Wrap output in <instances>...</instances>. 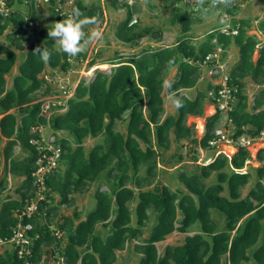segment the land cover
Returning a JSON list of instances; mask_svg holds the SVG:
<instances>
[{
  "label": "trees",
  "instance_id": "obj_1",
  "mask_svg": "<svg viewBox=\"0 0 264 264\" xmlns=\"http://www.w3.org/2000/svg\"><path fill=\"white\" fill-rule=\"evenodd\" d=\"M35 1L5 0L10 13L0 15V36L9 31L6 33L9 45L0 44V145L4 143L0 148V163L3 161L5 172L21 179L16 189L18 198L7 197L0 205V238L10 237L11 229L17 224L16 211L35 197L37 188L31 174L43 152L38 149L43 145L39 129L48 127L54 135L64 131L67 136L55 138L52 143L61 148V153L56 168L44 177L43 198L37 202L39 213L22 220L23 224H32L27 232L31 240L30 246L26 245L29 254L18 259L16 250L7 248L0 254V264H55L60 258L63 264H115L116 252L124 250L131 240H139L133 246L134 252L140 254L136 264H247L251 260L254 264H264V238L251 257L247 253L257 244L263 228L264 184L261 180L264 166L255 169V183L243 196L242 188L252 179L249 171L242 172L250 159L246 148L237 147L230 158L219 154L205 165L197 164L194 154L191 167L183 166L177 175L185 191H170L167 186L154 185L157 159L169 149L170 134L175 142H185L184 147L190 144L208 149L214 130L222 126L219 113L207 117L204 133L197 141L194 125L186 123L189 116L203 114L204 103L212 101L209 92L217 91L220 86L208 83L192 99L182 93L197 86L201 63L218 47L222 50L221 58L232 43L239 55L228 74V85L232 88L231 126H224L230 130V138L234 141L242 137L255 139L264 132V87L257 91L251 106L244 92L247 78L258 85L264 84V17L257 24L262 40L248 34L251 20L239 19L229 27L237 31L235 35L210 31L204 41L194 44L189 34L193 18L174 7L175 0H164L171 6L170 25L180 27L171 46H143L136 55H117L105 61L103 64L110 65L109 72L97 71L90 82L80 80L65 104L59 101L57 105L54 101H36V94L41 90L45 97L54 94L44 79V71L48 67L67 73L72 68L71 55L57 48L49 49L52 56L48 62H42L35 55L34 51L42 47L44 41L53 44L48 37L53 24L40 30L32 27L38 20ZM96 1L87 5L83 0H75L70 12L78 8L82 18L94 23L96 15L102 12L99 0ZM110 1L112 7L118 5ZM23 2L27 4L26 13L17 8L12 10ZM46 5L52 7L53 23L67 17L56 9L54 0ZM120 9L126 13L114 31L118 41L136 47L141 39H152L153 28L129 25L133 7L120 5ZM227 12L232 13L230 9ZM158 34V38L153 39L156 42L162 38L161 32ZM84 59L85 53L81 52L74 62ZM14 65L17 74L7 89L5 76ZM170 68H176L169 81L172 89L167 85L164 89ZM164 91L184 101L176 116L164 117ZM45 103L47 110L61 107L64 111L46 118ZM125 118V128L121 131L116 127ZM87 138L99 140L85 149L83 144ZM17 148L27 154L15 157ZM263 153L264 149L257 152V161H263ZM182 158L176 157L177 162ZM102 176L108 189L94 191V209L84 218L75 212L54 225L58 207L70 205L74 193L87 191L90 184ZM212 176L215 181L207 183ZM6 185L3 176L0 197ZM55 196L59 197L57 202H54ZM132 202H136L135 225H131ZM211 210L224 216L221 228ZM149 213L156 223L149 235L142 237ZM196 223L200 225V233L187 235L181 244L167 245L158 253L157 243L173 232L187 233ZM52 226L60 232L59 237L52 233Z\"/></svg>",
  "mask_w": 264,
  "mask_h": 264
},
{
  "label": "rangeland",
  "instance_id": "obj_2",
  "mask_svg": "<svg viewBox=\"0 0 264 264\" xmlns=\"http://www.w3.org/2000/svg\"><path fill=\"white\" fill-rule=\"evenodd\" d=\"M2 3L5 4V0H0ZM75 0H70V2H65L60 5L61 8L69 10ZM87 5L91 2H95L96 0H83ZM97 2V1H96ZM36 10H37V18L38 20L36 23L32 25L36 30L45 29L53 24V19L51 17V10L52 7L42 3L40 0H36ZM72 3V4H71ZM176 6L178 9H181L188 13L194 20L193 24H191L189 34L193 37V43H200L206 39L207 34L210 31L221 30L224 27H231L235 21L239 19H249L252 21L251 28L248 30L249 35L256 36L259 40L263 39L261 33L257 30L258 22L264 17V0H224L223 2H219V0H176ZM58 9V5L55 6ZM17 8L23 13L27 12V4L23 2L22 4H17L16 6L12 7V10ZM104 9L101 13L97 14L95 17L94 23H89L84 26V30L86 33H90L93 30L99 31L102 35L101 38L96 40H85V48L82 53H85V59L81 62H74L75 57L70 56V63L72 68L67 73H61L57 70H51L46 67L44 71V79L46 80L47 84L49 85L51 91L54 94L51 96L45 97L43 91H39L37 95L36 101H54L57 105L60 103L65 104L68 97L73 95V90L76 87L77 83L80 80H84L85 82H90L97 71H104L109 72L110 65H106L105 68H100V65H103L105 61H109L112 58H115L117 55L119 56H130L136 55L139 50L143 46H149L151 48L156 47H163L171 44L174 42L178 35H179V26H171L170 25V18H171V6L168 2L164 0H140L136 2L133 6V17L132 20L135 19L136 26L138 28L142 27H151L154 29V32H161L162 42L154 41L158 38L159 34L152 39H148L146 37L141 39L136 47H133L132 44H123L118 41L114 36V31L116 26L120 23V21L125 17V10L120 9V5H116V7L111 6V1L106 0L104 3ZM231 10V14L227 12V10ZM227 20V21H226ZM6 31L2 36H0V44L4 43L5 45H9ZM260 37V38H259ZM154 39V40H153ZM172 41V42H171ZM43 46L49 47V49L57 48L59 49V45L53 41V44H49L48 41L43 42ZM18 54V60H21V56L19 57V51L16 52ZM238 49L232 43L229 45L227 50L224 51V57H220L219 63L223 67L222 70L219 68H208L202 67L201 68V75L198 81L197 86L194 89L184 90V93L187 97L191 99L194 98L196 92L198 90H204L207 87L208 83L215 85L220 80L221 73L229 74L232 66L236 63L238 59ZM257 56V51L254 53V57ZM94 62V65L89 66V62ZM212 69V70H211ZM217 71V73L215 72ZM176 73V68H170L168 78L165 81H171L173 76ZM211 73V74H210ZM17 74L16 65H14L11 69V72L5 76L6 78V87L9 89L11 87L12 79ZM246 85L244 92L248 97V104L249 106L252 105L253 97L257 93V91L264 87L263 85H258L249 78L246 80ZM164 89L166 84L164 82ZM176 97L174 93H167L163 92L164 98V117L167 115H177V109L173 106L171 102V98ZM203 114L198 117L189 116L187 118L186 123L188 125H194V136L196 137L197 141L203 135V124L202 118L205 116H209L212 112V108H210V103L207 101L204 103L203 107ZM45 109V108H44ZM14 111V110H12ZM45 111V110H44ZM64 111V108L61 109L55 108L52 110H46L45 117L48 118L52 114H59ZM125 121L119 122L117 124V129L123 131L125 128ZM196 126V128H195ZM228 130V129H227ZM41 136L44 138L46 143H51L54 141L55 138H62L66 137L67 134L64 131L57 132L55 135L51 133L48 127H43L39 129ZM228 130V136L231 134ZM171 136V145L169 149L165 150L160 154L159 159H157V170L156 176L154 178V185L159 186H167L170 191H177V190H184L182 184L178 181L177 175L179 171L185 167H191L189 165L191 163V157L195 154L197 159V164L201 165L204 161H210L212 157H214V150L202 148L200 145H190L187 144L185 146L184 143L175 142L173 140V135ZM248 138V137H247ZM99 138L96 139H89L87 138L84 142L85 149H88L97 142ZM3 142L0 145V148L3 146ZM224 151L231 156L232 153L236 149H232L231 145H225L222 147ZM193 149V150H192ZM248 153L250 154V159L246 162V167L243 168L245 171H249L253 179L255 177V169L261 167L264 162H259L256 159V153L260 149H264V134L258 138H256L252 145L246 148ZM26 152L17 148L15 150V157L21 158L23 154ZM27 154V153H26ZM234 154V153H233ZM182 156V160L177 162L176 157ZM264 158V153H263ZM169 161L167 164L163 165V162ZM143 170H141V173ZM5 176L7 185L4 188V191L0 197V205L4 199L7 197L18 198L16 193L17 187L21 184V179L17 176H12L8 174L7 171L4 170L3 161L0 163V178ZM251 179V183L246 185L242 188L241 193L245 194L248 191L254 181ZM215 181V176H212L207 183H213ZM264 182V179H262ZM151 187V186H150ZM100 188L103 191H107L108 187L105 182V178L102 176L97 182L91 183L87 191H83L80 193H74L72 202L68 206H59L56 212V216L53 219L54 225L59 224L62 222V219L66 216L71 217L75 212H78L81 218H84V215L88 211H92L95 206L94 198L92 197L94 191ZM223 195H227L224 192ZM59 199L58 196L54 197V202H57ZM136 202H132L130 204L131 208V225H135V214L133 208ZM55 205L54 203L52 204ZM211 215L214 221L217 223L218 227L221 228L224 222V216L222 217L219 213L211 210ZM181 216L178 213V219ZM153 222L152 213H149V220L146 222V225L143 229V236L147 237L150 233L152 226L156 223V219ZM262 232L258 239V242L255 246L251 247L248 250V255L251 257L255 248L259 246L264 238V221H262ZM100 228V227H99ZM196 233H200V225L199 223L194 224L192 227L189 228L187 233H180V232H173L169 236L165 238L164 241L159 242L156 244V248L158 253H161L165 246L167 245H178L181 244L184 240L185 236L194 235ZM139 240H131L129 243L126 244V247L122 251H117V260L115 264H136L138 257L140 256L139 253H135L133 246L135 243H138ZM9 246V245H7ZM5 248V246H4ZM254 264L253 260H251L248 264ZM246 264V263H244Z\"/></svg>",
  "mask_w": 264,
  "mask_h": 264
},
{
  "label": "built area",
  "instance_id": "obj_3",
  "mask_svg": "<svg viewBox=\"0 0 264 264\" xmlns=\"http://www.w3.org/2000/svg\"><path fill=\"white\" fill-rule=\"evenodd\" d=\"M42 3L46 4L49 3L51 0H40ZM106 0H99L100 6L102 8V11L104 9V3ZM116 1L119 5H125L130 7H133L134 4L137 1L140 0H112ZM176 1V0H175ZM224 0H219V2H223ZM55 4H57L59 7L57 10H62L61 15L67 14V16L70 13V9L66 10L60 7L61 4L65 2H70V0H54ZM72 4V3H71ZM176 6V4H174ZM10 13V9L5 6L4 3L0 1V15L2 16H7ZM136 20L133 19L130 22V26L133 24H136ZM221 33L224 34H231L235 35L237 31L235 29L231 30L229 29V26L224 27L223 29L219 30ZM212 42H216L215 39L212 40ZM221 48L218 47L216 51L204 59V61L201 63L202 67H208V68H219L222 70V66L219 63L220 57L221 56ZM213 61L211 64L210 62ZM212 70V69H211ZM217 73V71H215ZM211 74V73H210ZM220 80L217 82L214 86H220L217 91L211 90L209 92V98L212 100L210 101V105L212 106V111L214 113H219L221 116V123L222 126H218L214 130V138L208 142V149L214 150V157H216L219 154L225 155L227 158H230L224 149L222 148L225 145H231L232 149H236L237 147H244L248 148L249 146L252 145L253 141L256 139H251L247 137H242L237 141H234L233 139L228 136L227 128H225V124L228 125V127L231 126V120L229 118L230 112L232 111V107L230 105V101L232 100V88L228 85L229 81V76L226 73H221L220 75ZM44 110H47L48 104H44ZM204 127V125H203ZM196 128V126H195ZM230 132V131H229ZM204 133V129H203ZM263 133H261L258 137L262 136ZM257 137V138H258ZM41 141L43 142V145H39L38 149L43 151L40 153V157L38 158L36 164L37 168L34 172H32L31 177L33 179V184L35 185L36 189V194L35 197L27 201L20 210L16 211V218H17V224L15 227L11 229V234L10 237L8 238H0V254L4 252L5 249L11 248L16 250V256L18 259H22L26 254H29V248L27 249V246H30L31 240L28 239L27 237V232L32 229V224L27 223L23 224L22 220L23 219H30L36 214L39 213L37 202L43 198V192L45 190L44 186V177L46 174L50 173L52 170H54L57 166V160L60 156L61 153V148L59 146H53V141L51 143H46L44 138L42 137ZM32 144H36V141H31ZM50 151V155H47L44 151ZM235 150V151H236ZM211 160V159H210ZM209 160L206 162L204 161L202 164L207 163ZM43 216H45V212L43 213ZM52 229V233L56 236L59 237L61 234L59 231H56L53 226L50 228ZM9 245V246H7ZM5 246V248H4ZM55 264H63V260L60 258L55 262Z\"/></svg>",
  "mask_w": 264,
  "mask_h": 264
},
{
  "label": "clouds",
  "instance_id": "obj_4",
  "mask_svg": "<svg viewBox=\"0 0 264 264\" xmlns=\"http://www.w3.org/2000/svg\"><path fill=\"white\" fill-rule=\"evenodd\" d=\"M90 22L88 18H82L78 8H73L66 18L53 23V27L48 30V37L59 45L60 52L75 57L84 51V41L86 39L91 41L101 38L102 34L97 30H93L90 33L85 32L84 26ZM34 52L42 62H48L52 56V52L47 46L38 47ZM165 84L169 89H172L170 82L165 81ZM171 102L177 110L184 106V101L179 97H172Z\"/></svg>",
  "mask_w": 264,
  "mask_h": 264
},
{
  "label": "crops",
  "instance_id": "obj_5",
  "mask_svg": "<svg viewBox=\"0 0 264 264\" xmlns=\"http://www.w3.org/2000/svg\"><path fill=\"white\" fill-rule=\"evenodd\" d=\"M137 2H138V1H137ZM226 21H227V20H226ZM152 38H153V37H152ZM259 38H260V37H259ZM145 39H146V38H145ZM163 40H164V39L161 38L160 42H162ZM192 40H193V39H192ZM171 42H172V41H171ZM192 42H193V41H192ZM172 43H174V42H172ZM172 43L169 44V45H167V46H171ZM194 44H196V43H194ZM197 44H198V43H197ZM256 57H257V56H256ZM256 57H254V59H255ZM73 91H74V90H73ZM210 108H212L211 105H210ZM211 112H212V113H211L209 116H211V115L213 114V111H212V110H211ZM209 116H205V117L202 118L201 121H202V124H203V125L205 124V119H206L207 117H209ZM263 134H264V132H263ZM235 152H236V151H234L233 153H235ZM256 155H257V153H256ZM263 162H264V158H263L262 163H263ZM262 166H264V164H263ZM245 167H246V166H245ZM242 172H245V170H242ZM252 179H253V176H252ZM263 179H264V178H263ZM253 180H255V179H253ZM249 183H251V182H249ZM249 183H248V184H249ZM254 183H255V181H254ZM261 183L264 184V182H263L262 180H261ZM248 184H247V185H248ZM253 185H254V184H253ZM253 185H252V186H253ZM252 186H251V187H252ZM251 187H250V188H251ZM250 188H248V190H249ZM245 194H246V193H245ZM245 194H242V195L244 196ZM14 199H15V198H14ZM247 264H248V263H247Z\"/></svg>",
  "mask_w": 264,
  "mask_h": 264
},
{
  "label": "water",
  "instance_id": "obj_6",
  "mask_svg": "<svg viewBox=\"0 0 264 264\" xmlns=\"http://www.w3.org/2000/svg\"><path fill=\"white\" fill-rule=\"evenodd\" d=\"M157 35H158L157 32H153V33L151 34V36H152L153 38H155Z\"/></svg>",
  "mask_w": 264,
  "mask_h": 264
},
{
  "label": "bare ground",
  "instance_id": "obj_7",
  "mask_svg": "<svg viewBox=\"0 0 264 264\" xmlns=\"http://www.w3.org/2000/svg\"><path fill=\"white\" fill-rule=\"evenodd\" d=\"M99 67H100V68H105V67H106V65H104V64H103V65H100Z\"/></svg>",
  "mask_w": 264,
  "mask_h": 264
}]
</instances>
